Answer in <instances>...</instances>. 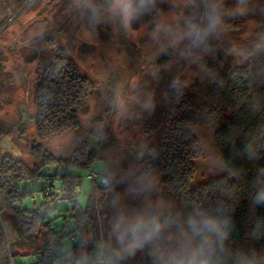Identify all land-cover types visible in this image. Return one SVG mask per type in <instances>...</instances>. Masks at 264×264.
<instances>
[{
    "label": "rangeland",
    "instance_id": "1",
    "mask_svg": "<svg viewBox=\"0 0 264 264\" xmlns=\"http://www.w3.org/2000/svg\"><path fill=\"white\" fill-rule=\"evenodd\" d=\"M210 12L219 15V23L207 39V50L191 48L187 36L175 44L164 33L156 39L151 36L160 22L177 34L186 31L189 23L204 26ZM59 48L72 57L81 75L95 82L96 89L78 111L76 129L41 139L33 122L35 88L43 67L54 60ZM258 57L264 58V0H156L155 7L133 21L130 29L112 14L109 0H0V160L11 154L33 166L32 143H40L55 158L68 159L86 140L100 158L89 170L74 171L80 176L78 203L87 204L90 172L110 180L108 188L90 199L97 242L127 264H157L158 250L200 244L188 225L186 203L167 190L160 176L138 175L148 145L169 127L170 90L182 82L184 94L197 105L215 82L211 62L228 74L234 66ZM95 118L103 121L98 127L104 132L100 139L89 135ZM188 128L198 147L192 184L225 174L215 127ZM43 186V181L19 182L20 191L36 195V204L41 202ZM50 203L56 215L53 225L67 251L79 239L68 216L69 203L65 199ZM21 206L30 209L32 203L25 200ZM138 213L158 215L165 227L159 239L128 255L114 224L121 216ZM34 236L21 231L13 212L0 210V264H10L9 254L19 262L30 260L23 253L40 243ZM86 237L94 241L91 233ZM205 247L210 255L212 241ZM86 254L87 247L82 246L73 263L81 264ZM252 264H264V259Z\"/></svg>",
    "mask_w": 264,
    "mask_h": 264
},
{
    "label": "trees",
    "instance_id": "2",
    "mask_svg": "<svg viewBox=\"0 0 264 264\" xmlns=\"http://www.w3.org/2000/svg\"><path fill=\"white\" fill-rule=\"evenodd\" d=\"M209 66L216 74L215 82L197 105L184 94L182 82L171 88L166 111L169 127L157 142L148 145L140 159L138 175L160 176L167 190L186 203L190 217L199 219V214L207 213L221 222L223 236L209 237L211 264H252L264 259V202H260L264 198V58H249L228 74L219 72L212 62ZM95 89V82L81 75L72 57L59 48L54 60L43 67L35 88L33 122L38 137L46 139L76 129L78 111ZM102 122L100 118L93 119L89 131L92 138L103 137L104 132L98 130ZM201 124L215 127L226 173L192 184L198 147L188 127ZM30 153L33 166L11 154L0 160V210L13 212L23 233H33L41 239L32 251L23 253L30 255V260L19 262L9 254L10 264H47L38 254L53 255L61 264H74L82 246L87 247V256L81 264H91V255L97 252L110 256L97 242L98 230L90 210L92 195L108 188L109 178L99 174L109 180L108 187H96L92 182L86 206L82 207L77 200L80 176L74 171L89 170L100 158L97 152L82 140L68 159L55 158L40 143H32ZM21 180L44 182L40 204H36V195L31 191H20ZM54 199L68 201V216L79 237L67 251L62 249V236L53 225L56 215L50 201ZM25 200L32 203L30 209L21 206ZM40 208L44 211L38 212ZM88 233L93 235L91 243L86 237ZM196 238L204 243L202 236ZM51 242L55 249L48 247Z\"/></svg>",
    "mask_w": 264,
    "mask_h": 264
},
{
    "label": "clouds",
    "instance_id": "3",
    "mask_svg": "<svg viewBox=\"0 0 264 264\" xmlns=\"http://www.w3.org/2000/svg\"><path fill=\"white\" fill-rule=\"evenodd\" d=\"M155 4L156 0H109L110 11L119 18L126 29L131 28L133 21L149 13ZM207 20L208 23L204 26L189 23L186 31L180 34L175 33L171 26L160 22L156 24L151 36L156 39L161 33H164L165 38L173 44L187 36L191 48L196 49L203 46L207 50V39L215 31L216 25L219 23V15L210 12L207 15ZM260 202H264V198H260ZM199 216V219L190 217L188 225L194 235L204 238V243L194 247L181 245L178 248L158 250L156 253L157 264H211L205 244L209 242L210 236L222 237L223 229L221 222L213 216L207 213H201ZM225 223L227 222L225 221ZM164 227L165 224L158 215L138 213L131 217L121 216L118 218L114 224V231L117 233V238L122 243L124 251L128 255H134L136 251L159 239Z\"/></svg>",
    "mask_w": 264,
    "mask_h": 264
},
{
    "label": "built area",
    "instance_id": "4",
    "mask_svg": "<svg viewBox=\"0 0 264 264\" xmlns=\"http://www.w3.org/2000/svg\"><path fill=\"white\" fill-rule=\"evenodd\" d=\"M87 177H89L92 180L93 184L96 187H107L109 185V180L105 176H101L97 173L90 172L87 175ZM56 191H58V190H56ZM42 211H44V208H40L38 210V212H42ZM48 247L53 249L55 247L54 243L51 242L48 245ZM38 255L43 260H47V264H61L59 260H55V258H53V255H51V256H46V254H38ZM91 258H92L91 264H123L118 260L112 259L110 256H103L102 252H97V253L92 254ZM41 264H45V262L42 261ZM68 264H72V263L69 262Z\"/></svg>",
    "mask_w": 264,
    "mask_h": 264
}]
</instances>
